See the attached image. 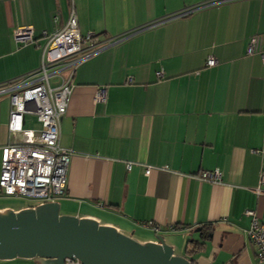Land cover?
I'll return each instance as SVG.
<instances>
[{
    "label": "crops",
    "instance_id": "0c3cea01",
    "mask_svg": "<svg viewBox=\"0 0 264 264\" xmlns=\"http://www.w3.org/2000/svg\"><path fill=\"white\" fill-rule=\"evenodd\" d=\"M212 1L0 0V86L40 68L43 32L64 27L72 12L83 37L108 45ZM24 26L33 28L35 42L20 46L14 34ZM262 54L264 0H231L80 63L60 123V147L71 154L57 201L65 215L95 219L142 243L162 236L194 264H260L246 212L264 224ZM59 81L52 78V87ZM101 88L105 102L96 100ZM11 109L10 95H0V177ZM25 119L34 126L25 128ZM24 120V129H41L35 115ZM214 170L219 184L194 178ZM26 207L0 203V212Z\"/></svg>",
    "mask_w": 264,
    "mask_h": 264
},
{
    "label": "built area",
    "instance_id": "2783aa9c",
    "mask_svg": "<svg viewBox=\"0 0 264 264\" xmlns=\"http://www.w3.org/2000/svg\"><path fill=\"white\" fill-rule=\"evenodd\" d=\"M231 0H214L188 10L148 23L120 37L112 38L108 45L100 43L91 34H80L75 12L64 27L52 33L43 32L44 44L41 65L38 70L24 78L0 86V95L8 93L11 100V113L8 122L9 143L3 150L0 196L23 198L38 205L57 202L65 195L71 154L60 147V123L67 112L69 98L73 91L72 75L75 68L107 46L124 43L140 33L159 27L167 22ZM58 18L54 17V23ZM15 42L26 46L35 42L31 26L18 27L14 34ZM252 52V48L249 51ZM264 61V54H262ZM217 61L210 58L209 67ZM69 75L62 76L63 71ZM58 78L57 87H52L51 79ZM96 100L105 102L106 89L97 91ZM33 114L41 124L39 130L23 128L24 116ZM131 168V165H128ZM150 170L146 171L149 174ZM200 182L219 184L222 174L219 170L203 171L196 175ZM261 184H264V175ZM260 194V190L257 191ZM251 219L248 236L257 249V259L264 264V224L254 210H248ZM69 264H78L71 263Z\"/></svg>",
    "mask_w": 264,
    "mask_h": 264
},
{
    "label": "water",
    "instance_id": "95a60500",
    "mask_svg": "<svg viewBox=\"0 0 264 264\" xmlns=\"http://www.w3.org/2000/svg\"><path fill=\"white\" fill-rule=\"evenodd\" d=\"M58 202L0 212V262L37 264H194L162 236L139 242L92 218L61 215Z\"/></svg>",
    "mask_w": 264,
    "mask_h": 264
},
{
    "label": "rangeland",
    "instance_id": "374dc122",
    "mask_svg": "<svg viewBox=\"0 0 264 264\" xmlns=\"http://www.w3.org/2000/svg\"><path fill=\"white\" fill-rule=\"evenodd\" d=\"M34 124H29L27 119L24 120V127H32ZM0 203H4L14 208L25 207V206H33L35 203L31 200L23 199V198H14V197H0ZM65 209L62 208L60 213L61 215H65ZM0 264H37L34 260H24V259H16L13 261L1 262Z\"/></svg>",
    "mask_w": 264,
    "mask_h": 264
},
{
    "label": "trees",
    "instance_id": "16d2710c",
    "mask_svg": "<svg viewBox=\"0 0 264 264\" xmlns=\"http://www.w3.org/2000/svg\"><path fill=\"white\" fill-rule=\"evenodd\" d=\"M187 253H189V250L187 251ZM190 254V253H189Z\"/></svg>",
    "mask_w": 264,
    "mask_h": 264
}]
</instances>
